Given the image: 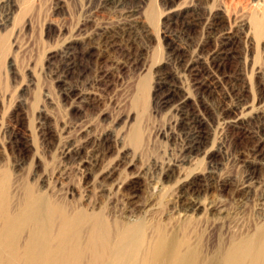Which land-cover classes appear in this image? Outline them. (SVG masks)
Listing matches in <instances>:
<instances>
[{"label": "rangeland", "instance_id": "1", "mask_svg": "<svg viewBox=\"0 0 264 264\" xmlns=\"http://www.w3.org/2000/svg\"><path fill=\"white\" fill-rule=\"evenodd\" d=\"M252 13L264 0H0V168L111 218L153 207L155 221L192 226L206 245L253 229L264 130L233 129L224 112L235 79L264 107V31L242 26ZM106 32L115 47L104 48ZM226 33L233 56L217 65L209 56ZM184 178L195 183L186 191Z\"/></svg>", "mask_w": 264, "mask_h": 264}, {"label": "bare ground", "instance_id": "2", "mask_svg": "<svg viewBox=\"0 0 264 264\" xmlns=\"http://www.w3.org/2000/svg\"><path fill=\"white\" fill-rule=\"evenodd\" d=\"M252 14L242 26L253 25L259 37L264 31V14ZM101 41L104 48H112L116 36L106 32ZM231 43L232 37L226 33L209 59L214 64H222L224 59L233 56ZM187 68L196 77L200 74L198 64L193 61L187 63ZM197 86L204 90L208 84L197 80ZM242 87L236 79L231 81L234 98L223 108L228 125L246 131L247 123L257 122L264 130V107L256 105L253 99L250 101L244 94L246 88ZM178 91V87H173L166 98ZM184 102L185 98L180 102L179 111ZM180 120H186L185 113H180ZM192 124L201 126L202 119L193 118ZM196 132L195 140L187 149L189 153L200 149L196 140L201 132ZM89 160L83 163H90ZM100 170L99 174L106 173L104 168ZM7 171L0 168V264H264V217L251 230L241 225L227 238L219 235L214 243L206 245L192 226L155 221L153 207H144L142 216L132 220L111 218L104 208L72 205L58 200L43 186L12 181ZM109 176L107 172L106 177ZM178 183L183 191L195 185L186 178ZM197 207L194 204L190 208L197 210Z\"/></svg>", "mask_w": 264, "mask_h": 264}]
</instances>
